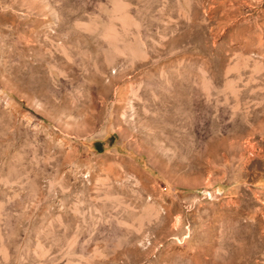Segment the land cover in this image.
Instances as JSON below:
<instances>
[{
    "label": "rangeland",
    "instance_id": "obj_1",
    "mask_svg": "<svg viewBox=\"0 0 264 264\" xmlns=\"http://www.w3.org/2000/svg\"><path fill=\"white\" fill-rule=\"evenodd\" d=\"M0 264H264V0H0Z\"/></svg>",
    "mask_w": 264,
    "mask_h": 264
}]
</instances>
